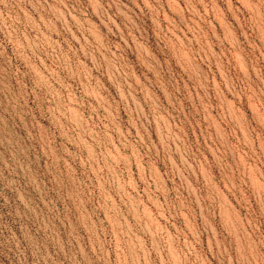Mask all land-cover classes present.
Returning <instances> with one entry per match:
<instances>
[{"label": "rangeland", "instance_id": "rangeland-1", "mask_svg": "<svg viewBox=\"0 0 264 264\" xmlns=\"http://www.w3.org/2000/svg\"><path fill=\"white\" fill-rule=\"evenodd\" d=\"M0 264H264V0H0Z\"/></svg>", "mask_w": 264, "mask_h": 264}]
</instances>
